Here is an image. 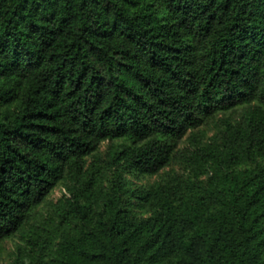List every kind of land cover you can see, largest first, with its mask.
I'll use <instances>...</instances> for the list:
<instances>
[{
    "label": "trees",
    "instance_id": "16d2710c",
    "mask_svg": "<svg viewBox=\"0 0 264 264\" xmlns=\"http://www.w3.org/2000/svg\"><path fill=\"white\" fill-rule=\"evenodd\" d=\"M16 236L10 264H264V0H0Z\"/></svg>",
    "mask_w": 264,
    "mask_h": 264
},
{
    "label": "rangeland",
    "instance_id": "374dc122",
    "mask_svg": "<svg viewBox=\"0 0 264 264\" xmlns=\"http://www.w3.org/2000/svg\"><path fill=\"white\" fill-rule=\"evenodd\" d=\"M19 101L20 100L17 98L16 101L14 102V106H12V107H15L16 104H19ZM212 133H213L212 131H208V135H211ZM110 145H111V143H109V141H106L105 143H103L102 146L100 147V152L102 154H105V152L108 150ZM173 168H176V166L170 165L164 171L171 170ZM157 178H158V176H155V177L146 176V177H142V178L137 179L131 175L127 176V179L129 180L130 183H132L133 185H138V186L150 185ZM63 191H64L63 185H59L53 191V193L48 197L47 203L44 206L40 207L39 211L42 214H44L45 217L49 213V209L51 207L49 205L51 203H56L58 201V199L61 197ZM135 211H137L138 213H141L145 216L149 214V211L147 210V208L137 207V208H135ZM19 243H20V238L17 236L12 238V239H8V240H5V241L0 243V264H10L12 262V259L14 258V254L16 251V247Z\"/></svg>",
    "mask_w": 264,
    "mask_h": 264
}]
</instances>
